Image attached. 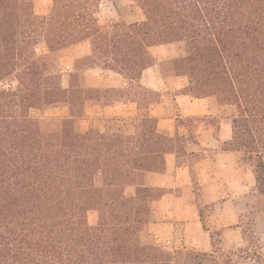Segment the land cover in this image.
<instances>
[{
  "label": "trees",
  "instance_id": "16d2710c",
  "mask_svg": "<svg viewBox=\"0 0 264 264\" xmlns=\"http://www.w3.org/2000/svg\"><path fill=\"white\" fill-rule=\"evenodd\" d=\"M131 1L142 19L101 22L100 0H51L42 14L34 0H0V264H208L212 253L168 250L151 231L163 192L146 175L163 172L169 153L195 154L149 112L156 92L140 77L158 45L184 44L172 60L188 79L184 94L211 99L217 118L231 120L222 148L264 194V0ZM82 43L89 53L64 86L60 57ZM96 67L126 87L86 86L84 72ZM119 101L146 109L133 133L80 129L89 107ZM59 105L67 116L30 115Z\"/></svg>",
  "mask_w": 264,
  "mask_h": 264
},
{
  "label": "rangeland",
  "instance_id": "374dc122",
  "mask_svg": "<svg viewBox=\"0 0 264 264\" xmlns=\"http://www.w3.org/2000/svg\"><path fill=\"white\" fill-rule=\"evenodd\" d=\"M50 3L51 0H34V9L37 13H46ZM97 16L101 22L123 19V17L126 21L143 18L141 10L131 0H100V11ZM86 50L87 43H82L72 46L62 53L59 60V70L64 86L68 82V74L73 72L74 60L82 56ZM152 54L155 55V65L148 68L144 75L151 80L154 74L157 77L158 81L156 83L158 84L157 86L148 85L147 81H144V84H146L144 86L160 89L159 94H152L151 97L164 103V112L161 114L160 110L154 107L153 113L151 112L150 114H155V116L161 114L168 117L173 114L182 115L177 121L179 125L178 132L183 134L186 131L185 126L192 130L190 134L188 133L189 137L184 144L188 150L202 152L208 161H211L209 166L215 179L211 193L200 182H194L196 184L194 185L196 196L192 200L198 209L197 211L193 207V212L199 217L200 215L202 216L200 219L203 220L205 227L210 229V237L204 231H201L199 225L196 228L189 223L188 219H185L191 216L188 213L190 209L182 208L181 203L174 204L172 211H170L168 208L160 207L154 202L152 209L155 223L152 224L151 231L155 239L168 250H186L194 247L203 251L204 245L209 241L211 247L209 246L206 251L208 253L212 251L213 253L207 257L208 264H264V209L260 208L261 204L264 203V194L257 192L255 187L253 193L257 195V198L252 201L254 198H248L249 196L244 193L246 188L242 192L241 189H237L238 185L236 183L229 184L228 182L227 185V180L230 181L232 178L238 177V175L231 167L228 170L224 169V174H222L220 168L216 166V156L220 147V143L216 141L219 134L217 116L214 115L207 118L204 124L200 123L194 117L187 116V113L194 112L192 106L189 107L187 105V108H185V104L181 99L179 101L181 103L180 107L178 101H175L174 95L177 91L174 88L182 84L183 81L172 76L175 72L172 60L184 56V44H163ZM166 76H169V78L164 79L163 77ZM84 83L89 87H126L119 75L101 68L86 70L84 72ZM210 105L213 110L211 114H216L215 103L211 102ZM144 112H146V109L138 110L134 104H118L115 108L106 110L92 106L87 110L85 117L80 120V129L86 131L94 127L102 132L120 131L131 134L134 132L135 118ZM67 114L68 109L63 105L43 110H30V115L37 118L64 117ZM163 122L162 124L167 126L168 121ZM205 128L208 130L204 131ZM203 148L206 149L205 152L201 151ZM190 161L194 162L193 158ZM125 191L127 194L132 193L133 188L128 187ZM221 195L226 200L223 213L221 212L222 206L220 204H213L209 201L210 196L218 198ZM255 206L258 209L253 211L251 208ZM88 221L91 224L95 223V212L89 213ZM235 223L240 228L236 229Z\"/></svg>",
  "mask_w": 264,
  "mask_h": 264
},
{
  "label": "crops",
  "instance_id": "0c3cea01",
  "mask_svg": "<svg viewBox=\"0 0 264 264\" xmlns=\"http://www.w3.org/2000/svg\"><path fill=\"white\" fill-rule=\"evenodd\" d=\"M160 46L162 45L155 46L154 48H152L151 52H154ZM88 53H89V46L87 45V50L82 56L87 55ZM152 55L153 57H155L154 54ZM153 65H155V63H153L151 66L147 67L146 69H144L141 74L140 84L145 88H147L148 86L147 87L144 86L146 85L144 84V81H147L148 85L150 84V85L157 86L158 84L156 83L158 81L157 77L154 74H153L154 77H152L151 80H149V78L145 77L144 75L145 71H147V69L151 68ZM96 68H100V67H96ZM90 69H94V68H90ZM102 70H109V69H102ZM109 71H111L114 74L119 75L123 80V84L126 85V81L121 74L115 71H112V70H109ZM172 76L174 78H179L183 81L182 84L174 88L177 91L176 94L174 95L176 99L175 101H178L179 103L178 105L181 107V103L179 101L182 99L185 104V108H187V105H189V107L192 106L194 109V112L187 113L188 117H194L198 122L204 124L207 118L213 117L215 115V114H211L213 113L212 107L210 105V103L212 102L211 99L195 98V97H191L189 95L184 94L183 89L187 85V81H188L186 76L175 75V74ZM163 78L168 79L169 76H166ZM96 87H101V86H96ZM123 87L124 86H121L118 88H123ZM101 88H104V87H101ZM108 88H115V87H108ZM147 89L153 92H156V93L160 91V89L158 88H153V89L147 88ZM118 104H122V105L132 104L133 105L134 103L119 101V102H116L114 105L108 106V107H103L100 105H93V106H97L103 110H106L110 108H115ZM134 106L136 108V104H134ZM91 107H89L88 110ZM154 107H157V109L160 110L161 114L162 112H164L163 102L156 101L155 103H152L149 106L150 113L151 112L153 113ZM161 114L158 116H155V114H152L158 119L157 126L159 129L165 130L171 134L178 133L180 136L184 137L185 139L189 137V134L192 132V130L188 126H185V129H186V131L184 132L185 134L184 133L180 134L178 132L179 125L177 124V121L178 119H180V117H182V115L173 114L172 116L168 117V116H163ZM166 120L168 121V124L167 126H164L162 123H164L163 121H166ZM217 125L219 127L218 128L219 134H218V138L216 139V141L220 143V147L218 148V152L216 156V162H217L216 166L220 168V171L222 172V174H224V171H223L224 169L228 170L230 167L233 168V171L237 173L238 177L232 178L230 181L227 180V185H228V182L229 184L236 183L238 185L237 189H241L243 192L246 188V190L244 191L245 195H250L251 193L255 191V187H256V179H255L254 173L248 167L238 165L237 156L234 152L227 151L222 148V145L224 144V142L229 141L232 136L231 120L227 117H224V118L219 117ZM206 130L208 129L205 128L204 131ZM186 133L187 134L189 133L188 136H186L187 135ZM186 150L189 153L194 152L195 154L187 155L184 158H178L176 157L174 153L167 154L165 170L161 173H158V172L149 173L147 177L145 178L146 183L148 185H151L153 187H158L161 190H163L161 197L157 201H155L160 207L164 206L168 208V210L172 211L174 204L181 203L183 206L182 208L190 209V212L188 213H190L191 216L185 219H188L189 223L194 225L196 228H197V225H199V227L201 228V231H204L210 237V229L206 227L204 228L202 226V221L200 217L193 212V207L197 211L198 209H197L195 202H193L192 200L195 199V196H196L195 188H194V185L196 184H194V182H200L201 185H204L208 189L209 193H211L213 190V187H214L213 182L215 181V179L213 178L212 171L210 170V166H209V163L211 161L210 160L208 161V159L205 157V155L202 154V152H199V151L196 152L195 150H188L187 147H186ZM201 151L205 152L206 149L203 148ZM191 158H193L194 162L190 161ZM193 164L195 165L193 166ZM209 201L210 203H213V204L214 203L220 204L222 206L221 212L223 213L226 200L222 195L219 196L218 198H212L210 196ZM236 223L234 224L235 228L236 229L240 228V226H237L238 224ZM218 229H221V228H218ZM209 246L211 247V244L208 241V243L204 245L202 250L204 252H207L206 250L209 248ZM211 253L213 252L211 251Z\"/></svg>",
  "mask_w": 264,
  "mask_h": 264
}]
</instances>
